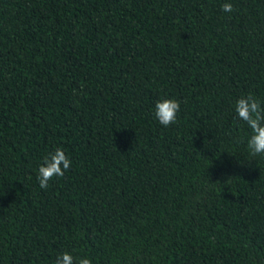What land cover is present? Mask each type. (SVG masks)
<instances>
[{
  "label": "trees",
  "instance_id": "trees-1",
  "mask_svg": "<svg viewBox=\"0 0 264 264\" xmlns=\"http://www.w3.org/2000/svg\"><path fill=\"white\" fill-rule=\"evenodd\" d=\"M0 264H264V0H0Z\"/></svg>",
  "mask_w": 264,
  "mask_h": 264
}]
</instances>
